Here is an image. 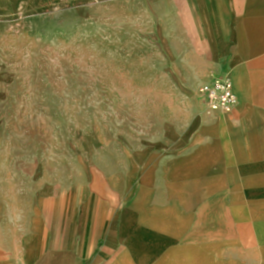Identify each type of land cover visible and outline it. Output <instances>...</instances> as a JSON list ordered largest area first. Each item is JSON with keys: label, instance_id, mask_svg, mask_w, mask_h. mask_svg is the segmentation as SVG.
Here are the masks:
<instances>
[{"label": "rangeland", "instance_id": "1", "mask_svg": "<svg viewBox=\"0 0 264 264\" xmlns=\"http://www.w3.org/2000/svg\"><path fill=\"white\" fill-rule=\"evenodd\" d=\"M154 4L0 0V250L21 264H124L143 201L186 218L156 262L264 264V125L204 112L229 67Z\"/></svg>", "mask_w": 264, "mask_h": 264}, {"label": "crops", "instance_id": "2", "mask_svg": "<svg viewBox=\"0 0 264 264\" xmlns=\"http://www.w3.org/2000/svg\"><path fill=\"white\" fill-rule=\"evenodd\" d=\"M156 10L162 3L167 12L183 9L185 24L199 27V34H209L212 43L207 46L213 50L207 53L212 59V66H227L228 71L212 72V75L230 76L237 94L238 106L230 113L237 124L264 125V0H152ZM178 3V4H177ZM222 41L228 43L221 46ZM213 46V47H212ZM215 114L210 117H219ZM225 115V114H224ZM148 215H141L140 221H133V229L128 239L130 252L122 253L124 264H187L179 255L183 247L168 251L160 262L156 259L164 252L171 241L165 234L185 231L184 218L172 208H149L148 201L142 204ZM158 227L157 232L148 230L144 225ZM167 242V243H166ZM155 252V253H154ZM175 252V253H174ZM178 254V261L172 262L168 257ZM131 257V258H130ZM134 257V258H133ZM136 260V262H135ZM134 261V262H133ZM0 264H21L16 260L14 251L0 250Z\"/></svg>", "mask_w": 264, "mask_h": 264}, {"label": "built area", "instance_id": "3", "mask_svg": "<svg viewBox=\"0 0 264 264\" xmlns=\"http://www.w3.org/2000/svg\"><path fill=\"white\" fill-rule=\"evenodd\" d=\"M230 76L212 75L204 82L198 95L204 105V112L208 115L230 114L239 103Z\"/></svg>", "mask_w": 264, "mask_h": 264}]
</instances>
